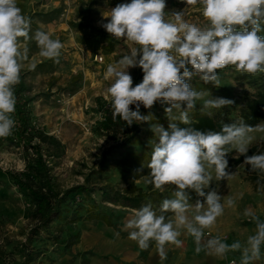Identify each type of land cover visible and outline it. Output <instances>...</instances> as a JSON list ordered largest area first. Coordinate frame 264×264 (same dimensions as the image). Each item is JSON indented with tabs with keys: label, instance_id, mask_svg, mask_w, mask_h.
<instances>
[{
	"label": "clouds",
	"instance_id": "9594fccd",
	"mask_svg": "<svg viewBox=\"0 0 264 264\" xmlns=\"http://www.w3.org/2000/svg\"><path fill=\"white\" fill-rule=\"evenodd\" d=\"M185 2L187 7L171 14L165 11V0H131L103 13L107 22L101 26L113 39L129 46V52L109 63L104 72L109 82L105 98L112 118H119L127 126L149 124L153 151L144 165L149 172L142 179L161 193L172 186L171 195L158 207L149 202L132 209L121 231L127 232L128 239L141 250H148L154 243L162 262L167 259L168 246L182 247L181 236L186 235L193 239L197 254L204 252L222 259L230 252H239V264H257L264 258L261 214L245 208L242 217L254 225L252 233L243 240L226 243L220 235L212 236L210 230L226 207L237 206L236 198L205 190L213 180L230 181L235 177L237 172L227 171L226 159L235 151L245 156L242 165H250V172L258 177L257 191L264 192V152L246 155L257 134H264V122L250 126L243 118L231 124L221 121L219 131L192 127L197 105L211 118L213 109L230 107L234 101L213 98L206 88L198 89L186 81L199 77L204 84L219 87V72L229 67L251 76L264 73V0ZM190 6L198 8L202 23L189 22ZM31 23L17 0H0V138L11 136L16 127L15 88L21 83L22 71L26 66L29 70L36 67L30 61L29 42L36 43L40 57L60 63L63 43L39 28L32 32ZM136 67L142 69L143 78L133 86L128 70ZM157 101L168 105L164 108L170 121L167 129L153 123L152 114H141V105L151 109ZM190 192L203 201L192 203Z\"/></svg>",
	"mask_w": 264,
	"mask_h": 264
},
{
	"label": "rangeland",
	"instance_id": "374dc122",
	"mask_svg": "<svg viewBox=\"0 0 264 264\" xmlns=\"http://www.w3.org/2000/svg\"><path fill=\"white\" fill-rule=\"evenodd\" d=\"M130 2L17 0L23 13L31 18L32 32L38 28L44 30L64 45L57 64L40 57L36 43L30 41L29 57L36 67L29 70L26 66L21 75L25 87L23 96L30 100L33 125L63 146L59 155L48 159L53 184L61 196L71 192L66 198L62 217L42 227L40 219L36 218L35 204L19 193L8 176L25 170L22 145L16 141L12 143L7 137L0 138V264H23L26 261L28 264L149 263L155 244H151L148 250H141L121 228L132 209L149 202L158 207L165 197L171 195L172 186H166L161 193L142 179V175L149 172L144 165L150 161L153 151L150 144L153 133L148 123L137 124L131 143H124L126 136L120 128L116 129L115 124L108 132L102 129L111 110L109 100L105 98L104 89L109 82L104 79V72L109 63L117 62L129 52L125 41L113 39L101 26L107 22L103 13L117 4ZM165 2V11L169 14L187 7L185 0ZM47 14H51L52 22L41 20L40 16ZM187 19L189 22H203L196 6L189 7ZM95 31L113 39L110 50L108 43L96 44L99 50L94 53L85 44L86 37L98 35ZM188 68L192 71L190 65ZM139 70V67L128 70L133 86L140 83ZM219 75V87L204 84L199 77L186 82L198 89L206 88L213 98L234 101L229 107L234 110L242 109L244 98L256 93L241 79L242 75L248 74L229 67ZM167 106L157 101L144 115L152 114L155 117L152 122L167 129L170 123L164 113ZM130 107L135 110L134 105ZM141 109L146 108L141 105ZM224 109L212 111L218 113ZM196 111H200V105ZM259 142H264V134H257L251 147ZM43 149L48 157V150ZM231 153L235 154L228 159L227 171L237 172L235 177L230 181L213 180L205 190H216L221 196L236 198L237 206L226 207L224 215L210 230L212 236L220 235L229 244L245 239L254 229V225L242 217L245 208L257 211L264 219V192L257 191L248 179V165H242L244 161L237 162L242 155L235 151ZM88 190L92 193L90 197ZM226 258L228 264L234 261L239 264L240 253L230 252ZM257 264H264V258Z\"/></svg>",
	"mask_w": 264,
	"mask_h": 264
},
{
	"label": "trees",
	"instance_id": "16d2710c",
	"mask_svg": "<svg viewBox=\"0 0 264 264\" xmlns=\"http://www.w3.org/2000/svg\"><path fill=\"white\" fill-rule=\"evenodd\" d=\"M43 22H52L51 14L41 15ZM96 37H86L85 44L90 47L92 52H97L99 48L96 44L108 43V50L112 47V38L104 37L100 31ZM94 40L92 42L91 40ZM140 82H142L143 72L139 70ZM241 79L247 82L256 93L244 98V107L242 109L234 110L229 107L225 108L223 112L214 113L210 118L207 115H203L200 111H196L192 115L193 124L192 127L201 130H215L219 131L221 127V121L224 124H231L235 120L243 118L245 123L250 126H255L257 123L264 121V73L257 77L242 75ZM25 87L23 82V76L21 75V83L16 86L15 94L17 96L16 111L14 118L16 120V127L13 130V134L7 138L13 143L16 141L20 146L22 145L25 159V170L22 173H9V179L12 185L18 189L19 193L30 200L36 206V218L40 219L42 227L49 226L52 222L59 220L65 213L64 206L66 204V198L71 191L64 193L62 196L55 188L53 184V177L51 174V168L49 166V158L59 155L62 150V144L54 137L45 135L42 131L37 129L32 122V115L29 110L30 100L23 96ZM141 114L149 113L148 109H140ZM115 124L116 129L120 128L123 136H126L124 143H131L135 138L137 131V124L133 123L131 126H127L124 121L117 118L113 120L112 110L107 113L105 122L102 125L104 131H109L110 126ZM180 127H186L183 124ZM38 141V143H34ZM123 143V144H124ZM48 150V157L44 154V149ZM30 151L32 154H30ZM52 152V153H51ZM264 152V142H259L255 146L251 147L246 154L251 156ZM235 153H229L226 159H231ZM245 156L242 155L238 163L243 162ZM248 179L254 188L257 189V175L250 172V165L247 168ZM83 190V189H80ZM87 195L90 197L92 193L88 190ZM191 202H195L197 199L203 201V198L198 197L195 192H190ZM23 264H28V261Z\"/></svg>",
	"mask_w": 264,
	"mask_h": 264
},
{
	"label": "crops",
	"instance_id": "0c3cea01",
	"mask_svg": "<svg viewBox=\"0 0 264 264\" xmlns=\"http://www.w3.org/2000/svg\"><path fill=\"white\" fill-rule=\"evenodd\" d=\"M184 241L183 246L177 248L169 245L167 250V259L163 262L160 260L156 248L149 256L148 264H228V259L216 258L206 255L204 252L197 254L195 252V244L191 237L181 236Z\"/></svg>",
	"mask_w": 264,
	"mask_h": 264
}]
</instances>
